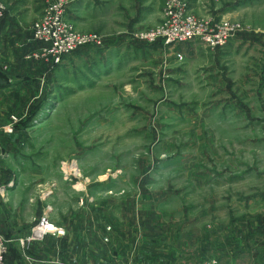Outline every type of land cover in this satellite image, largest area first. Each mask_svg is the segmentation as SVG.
Listing matches in <instances>:
<instances>
[{"label":"rangeland","instance_id":"1","mask_svg":"<svg viewBox=\"0 0 264 264\" xmlns=\"http://www.w3.org/2000/svg\"><path fill=\"white\" fill-rule=\"evenodd\" d=\"M25 1L30 2L23 13L33 18L34 49L22 55L7 41L0 81H26L31 89L17 92L21 98L0 97V135L25 127L24 113L37 119L27 128L33 133L22 134L19 157L0 150L6 167L41 178L52 174L57 182L64 178L70 190L82 180L78 188L89 195L108 177L126 179L115 193L124 188L134 194L137 178L147 177L149 193L167 195L181 225L194 218L191 213L204 215L211 202L216 208L222 200L235 203L242 173L252 172L244 183L252 188L253 170L264 172V0H192L202 18L239 26L227 46L216 50L199 42L167 47L137 40L139 32L163 23L165 0H153L147 24L130 28L114 23L123 20L118 11L100 16L107 10L77 25L76 3L66 0L74 29L100 35L105 48L79 49L59 65L42 56L45 44L34 36L47 0ZM17 59L20 74L9 71ZM27 91L35 97L31 104ZM38 185L36 190L43 191ZM79 203L87 209L92 196ZM5 237L11 241L7 264L13 242ZM45 239L20 244L29 250Z\"/></svg>","mask_w":264,"mask_h":264},{"label":"crops","instance_id":"2","mask_svg":"<svg viewBox=\"0 0 264 264\" xmlns=\"http://www.w3.org/2000/svg\"><path fill=\"white\" fill-rule=\"evenodd\" d=\"M3 1L7 12L0 25V57L7 41L22 55L28 54L34 49L30 27L33 18L26 17L23 10L30 8V2ZM72 2L76 3L77 25L88 24L91 18L100 15L99 10H107V14L104 12L100 16L119 13L123 20H114V23L119 22L129 28L142 26L147 24V18L154 9L153 0ZM191 5L197 16L204 17L199 4L191 0ZM86 30L84 32H91ZM19 57L20 54L16 58ZM17 60L15 68L7 64L6 69L20 74L23 70L19 69L23 67ZM12 83L0 81V97L11 95L21 98L17 92L31 89L26 81ZM31 95L27 91L29 104L35 101ZM19 105L16 104L17 107ZM23 115V118L27 117L25 127H19L10 136L0 135V150H4L6 156L19 157V148L24 143L22 134L34 131L27 128L37 119L36 114ZM1 155L0 233L13 242L7 264H131V260L132 264H264V172L253 170L250 177L252 188L248 189L244 183L252 172L238 176L237 181L242 182L235 203H231L235 209H231L232 206L224 200L219 208L211 202L204 215L190 212L194 218L189 214L188 223L181 225L180 220L175 219L174 210H170L173 203L167 201L168 196L149 193L148 186L152 180L147 177L137 178L136 183L140 186L134 194L124 188L119 189L123 193H115L118 184L127 185L126 179L108 177L93 186L92 195H89L85 188H78L79 185L84 186L82 180L77 181L76 186L72 185L70 190L64 188L70 187L68 180L62 178L57 182L52 174L43 178L34 174H17L11 166H5ZM37 184V188L43 187V191L36 190ZM89 196H92V204L85 209L79 202ZM43 215L64 228L65 235L47 236L43 243H34L29 250H24L19 240Z\"/></svg>","mask_w":264,"mask_h":264},{"label":"built area","instance_id":"3","mask_svg":"<svg viewBox=\"0 0 264 264\" xmlns=\"http://www.w3.org/2000/svg\"><path fill=\"white\" fill-rule=\"evenodd\" d=\"M69 5L66 0H47L45 12L33 29L35 39L45 44L42 56L52 59L57 65L79 49L105 48L104 39L100 35L81 33L74 29L67 19ZM5 15L6 8L0 0V23ZM238 31L239 26L231 22H217L211 18L198 17L193 12L189 0H165L163 23L153 29L139 32L136 38L150 45L163 42L167 47L199 42L210 50H216L227 46ZM76 168L71 170L75 171ZM62 235H65L64 228L55 225L47 215H43L20 242L26 246L35 241H43L46 236ZM10 243V240L0 234V264H6Z\"/></svg>","mask_w":264,"mask_h":264},{"label":"trees","instance_id":"4","mask_svg":"<svg viewBox=\"0 0 264 264\" xmlns=\"http://www.w3.org/2000/svg\"><path fill=\"white\" fill-rule=\"evenodd\" d=\"M155 45H157V44H155Z\"/></svg>","mask_w":264,"mask_h":264}]
</instances>
